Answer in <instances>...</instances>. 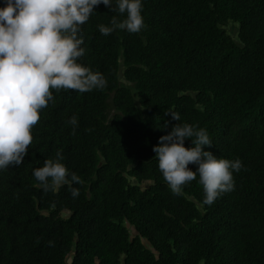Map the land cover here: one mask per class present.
<instances>
[{"label":"trees","instance_id":"obj_1","mask_svg":"<svg viewBox=\"0 0 264 264\" xmlns=\"http://www.w3.org/2000/svg\"><path fill=\"white\" fill-rule=\"evenodd\" d=\"M142 3L135 34L102 35L116 13L95 7L78 63L107 86L53 90L23 163L0 170V264H264V0ZM178 123L242 162L211 205L198 175L175 195L158 168L153 148ZM58 150L75 198L33 176Z\"/></svg>","mask_w":264,"mask_h":264},{"label":"clouds","instance_id":"obj_2","mask_svg":"<svg viewBox=\"0 0 264 264\" xmlns=\"http://www.w3.org/2000/svg\"><path fill=\"white\" fill-rule=\"evenodd\" d=\"M100 4L116 13L110 26H97L102 35L116 30L135 34L145 27L142 0H5L6 6L0 7V170L23 163L33 141L32 129L54 100L53 90L84 93L107 86L103 74L78 63L85 51L82 26ZM170 114L180 121L178 113ZM69 123L75 135L77 117ZM186 139H191L193 147H185ZM205 146H212L205 129L178 123L160 137L153 151L173 194L180 195L198 175L203 202L211 205L221 194L234 190L233 172L243 165L239 159L217 158ZM62 160L58 150L55 159H46L34 169L33 176L44 191L67 185L75 198L79 190L72 185L82 181L75 173L69 176ZM189 164L197 165V171Z\"/></svg>","mask_w":264,"mask_h":264},{"label":"rangeland","instance_id":"obj_3","mask_svg":"<svg viewBox=\"0 0 264 264\" xmlns=\"http://www.w3.org/2000/svg\"><path fill=\"white\" fill-rule=\"evenodd\" d=\"M234 24V23H228L227 25H225L226 29H230L231 25ZM238 25V23H236Z\"/></svg>","mask_w":264,"mask_h":264}]
</instances>
